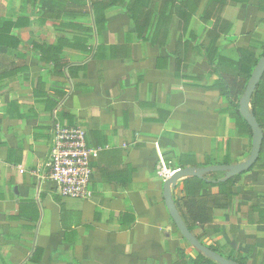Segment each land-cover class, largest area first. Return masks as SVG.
Returning a JSON list of instances; mask_svg holds the SVG:
<instances>
[{
  "label": "crops",
  "instance_id": "1",
  "mask_svg": "<svg viewBox=\"0 0 264 264\" xmlns=\"http://www.w3.org/2000/svg\"><path fill=\"white\" fill-rule=\"evenodd\" d=\"M218 35L232 60L264 41V0H0V264L196 256L166 206L162 164L235 165L253 145L217 88ZM55 119L100 150L88 200L44 179ZM234 191L232 208L193 234L224 258L264 264V175L245 174Z\"/></svg>",
  "mask_w": 264,
  "mask_h": 264
},
{
  "label": "trees",
  "instance_id": "2",
  "mask_svg": "<svg viewBox=\"0 0 264 264\" xmlns=\"http://www.w3.org/2000/svg\"><path fill=\"white\" fill-rule=\"evenodd\" d=\"M93 8L95 15H98V11L101 9L96 5H93ZM102 9L106 11L107 5L103 6ZM219 38L220 36L218 35L209 48V51L212 54L211 58L209 57V61L216 67L219 75L217 88L227 103H229V106L233 109L232 114L237 121L239 129H246L252 134L251 127L240 113V101L246 91L254 69L258 65L260 59L264 56V41L258 40L251 44L247 49H239V59L232 60L221 54L217 43ZM251 110L264 132V76L252 97ZM253 171H257L261 175H264V143L257 163L244 174L235 176L224 182L219 180L210 181L207 178L208 174L204 179L196 177L185 178L183 181L185 196L181 201L176 202V204L179 213L189 230L193 233L195 227L210 226L213 223V213L216 209L230 210L237 198V194L234 191L235 186L243 179L245 174ZM209 187H217V193L203 195V190L208 189ZM210 249L217 252L215 249ZM196 252V256L192 257L186 255L184 250H181L180 255L182 261L180 264H187L188 262H191L192 264H218L203 253L197 250ZM227 259L239 264H247L242 260Z\"/></svg>",
  "mask_w": 264,
  "mask_h": 264
},
{
  "label": "built area",
  "instance_id": "3",
  "mask_svg": "<svg viewBox=\"0 0 264 264\" xmlns=\"http://www.w3.org/2000/svg\"><path fill=\"white\" fill-rule=\"evenodd\" d=\"M50 134L44 179L54 185L56 194L61 197L90 199L94 174L91 162L98 157L100 150L88 146L86 132L78 125L66 126L55 119ZM180 170L162 164L161 177L167 181Z\"/></svg>",
  "mask_w": 264,
  "mask_h": 264
},
{
  "label": "water",
  "instance_id": "4",
  "mask_svg": "<svg viewBox=\"0 0 264 264\" xmlns=\"http://www.w3.org/2000/svg\"><path fill=\"white\" fill-rule=\"evenodd\" d=\"M264 76V56L260 59L258 65L253 71V74L248 82L246 91L240 101V113L249 124L252 129L253 134V145L251 156L244 162L235 165H217L210 166L207 168H187L181 169L176 172L169 180L165 182L164 185V197L166 201V206L169 210L171 218L177 227L180 234L185 238L189 244L197 251L203 253L208 258L212 259L218 264H239L235 261L224 258L217 252L211 250L209 247L205 246L199 239L189 230L185 222L183 221L179 210L173 200L172 189L177 185L178 180L188 177H196L204 179L208 173L212 172H222L224 177L219 180L221 182L228 181L235 176L244 174L248 172L260 158L263 143H264V132L257 118L255 117L253 111L251 110V100L256 91L259 83Z\"/></svg>",
  "mask_w": 264,
  "mask_h": 264
}]
</instances>
